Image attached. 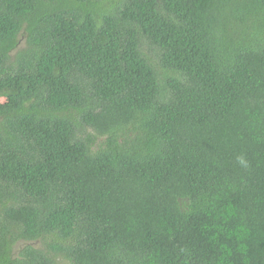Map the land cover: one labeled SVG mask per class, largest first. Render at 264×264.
<instances>
[{
    "label": "trees",
    "instance_id": "16d2710c",
    "mask_svg": "<svg viewBox=\"0 0 264 264\" xmlns=\"http://www.w3.org/2000/svg\"><path fill=\"white\" fill-rule=\"evenodd\" d=\"M0 264H264V0H0Z\"/></svg>",
    "mask_w": 264,
    "mask_h": 264
},
{
    "label": "rangeland",
    "instance_id": "374dc122",
    "mask_svg": "<svg viewBox=\"0 0 264 264\" xmlns=\"http://www.w3.org/2000/svg\"><path fill=\"white\" fill-rule=\"evenodd\" d=\"M146 50H147V52H150L151 53V56L153 57V58H157V55H156V53H154V51H152L151 50V48L149 47V46H146ZM25 245H34V246H39L40 245V243L39 242H24V241H22V242H19L16 246H15V254L20 250V249H22Z\"/></svg>",
    "mask_w": 264,
    "mask_h": 264
},
{
    "label": "clouds",
    "instance_id": "9594fccd",
    "mask_svg": "<svg viewBox=\"0 0 264 264\" xmlns=\"http://www.w3.org/2000/svg\"><path fill=\"white\" fill-rule=\"evenodd\" d=\"M241 163H244V161L241 159V161H240Z\"/></svg>",
    "mask_w": 264,
    "mask_h": 264
}]
</instances>
